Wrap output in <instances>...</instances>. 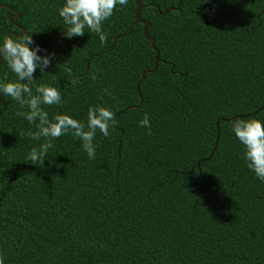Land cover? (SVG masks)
<instances>
[{
    "label": "trees",
    "instance_id": "trees-1",
    "mask_svg": "<svg viewBox=\"0 0 264 264\" xmlns=\"http://www.w3.org/2000/svg\"><path fill=\"white\" fill-rule=\"evenodd\" d=\"M140 1L158 60L137 93L154 57L143 25L107 51L132 22L133 0L103 23L104 44L87 28L64 36V0H0L19 14L8 22L0 8V44L18 26L37 55L55 54L30 85L60 91V105H42L49 119L87 123L90 106L116 119L107 137L97 131L94 159L69 133L34 165L29 152L45 138L33 140L38 129L15 115L27 109L0 93L4 264H264V182L232 131L238 119L264 122V0H181L175 11L179 0ZM0 58V82L16 80Z\"/></svg>",
    "mask_w": 264,
    "mask_h": 264
},
{
    "label": "clouds",
    "instance_id": "clouds-1",
    "mask_svg": "<svg viewBox=\"0 0 264 264\" xmlns=\"http://www.w3.org/2000/svg\"><path fill=\"white\" fill-rule=\"evenodd\" d=\"M128 0H64L59 8V16L62 18L66 31V38L80 37L87 28L99 37L101 44L107 40L103 23L110 19L117 5L125 6ZM31 34L13 38L7 36L0 44V57L7 61L8 67L15 74L16 80L0 82V93L11 97L16 101L20 109L15 115L25 118L30 124L38 129L30 132L33 140L45 138V143L39 148L33 147L28 155L31 164L43 166V162L50 148L51 141L71 133L75 138L82 141V146L89 159L95 158L96 145L93 143L99 130L105 137L109 135V129L115 125V112L107 107L90 106L87 113V123L72 118L67 114H58L49 119L47 111L42 105H60L62 97L60 91L48 85L40 84L33 89L30 86L34 82V73L39 68L41 72L51 66L55 54L45 56L37 55L38 51H44L36 45ZM66 71L71 73V68ZM93 75L92 79L96 80ZM78 82V81H74ZM106 94H110L106 90ZM115 99V97H113ZM139 125L148 129L151 134L150 118L147 114L140 120ZM232 131L236 138L244 146L243 159L246 166L254 172L256 177L264 182V122L258 119H238L232 125ZM0 264H4V258L0 255Z\"/></svg>",
    "mask_w": 264,
    "mask_h": 264
},
{
    "label": "water",
    "instance_id": "water-1",
    "mask_svg": "<svg viewBox=\"0 0 264 264\" xmlns=\"http://www.w3.org/2000/svg\"><path fill=\"white\" fill-rule=\"evenodd\" d=\"M180 2H181V0L178 1L176 8H169V10H170V11H175V10L180 6ZM133 5H134V10H133V15H132V16H133V20H132V22L129 24V26H128V27H127L122 33H120L118 36L114 37V39L112 40V43H111V45H110V48H109L107 51H109V50L114 46L115 41H116L118 38H120V37H122L123 35H125V34L130 30V28H131L133 25H135V24H141V25H143V28H142V31H141V33H142V37H143V39H144L145 41L149 42L150 49L154 52V57H153L152 68H151L150 70L143 71V72H141V74H140V79H139V81H138L137 84H136V92L138 93L139 83L142 82V80H143V78H144V75H145L146 73H152V72L155 70L156 63H157V60H158V52H157V50H156L155 47H154V39H153L152 37H150V36L147 35L148 23L145 22V21H143V20H141L140 17H139V12H140V10H141L142 8H144V7H148V5L144 6V5L141 3L140 0H133ZM0 8H5L7 11L10 12V15L7 17V21H8V22H11L12 20L17 19V18L19 17V14H18L17 11L11 10L9 7H7V6L3 5V4H0ZM166 11H167V10H165L162 14L166 13ZM16 28L20 30V34L16 35V34H14V33H9V34H7L5 37L10 36V35L13 36L14 38L21 36V35L23 34V30H22V28H21V27H18V26H16ZM107 51H105V53H106ZM92 56H95V55H92ZM92 56L89 57L88 61L90 60V58H91ZM0 63H1V58H0ZM87 64H88V62L85 63V69L87 68ZM140 102H141V98L139 97V94H138V103L136 104V106L126 107L123 111H126V110H128V109H133V108L138 107L139 104H140ZM263 108H264V105H263L261 108H259L258 110H256V112H258L260 109H263ZM256 112H255V113H256ZM219 120H220V121H225L224 119H219ZM219 120H217V121L215 122V124H214L216 130H217V123H218ZM217 137H218V133H217V131H216V135H215V138H214V145H213V147L211 148L209 155H208L207 158H205L204 160H207V159L211 156V154H212V152H213V150H214V148H215L216 142H217ZM196 166H197V164H196Z\"/></svg>",
    "mask_w": 264,
    "mask_h": 264
}]
</instances>
